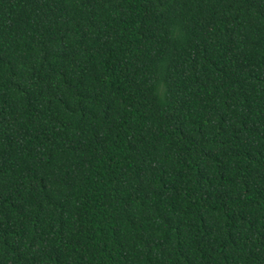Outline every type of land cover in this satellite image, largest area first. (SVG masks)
I'll list each match as a JSON object with an SVG mask.
<instances>
[{
  "label": "trees",
  "instance_id": "16d2710c",
  "mask_svg": "<svg viewBox=\"0 0 264 264\" xmlns=\"http://www.w3.org/2000/svg\"><path fill=\"white\" fill-rule=\"evenodd\" d=\"M0 264H264V0H0Z\"/></svg>",
  "mask_w": 264,
  "mask_h": 264
}]
</instances>
